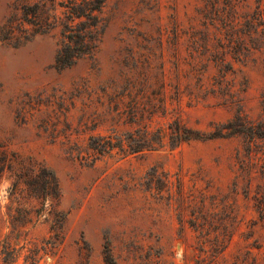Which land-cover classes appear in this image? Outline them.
Returning <instances> with one entry per match:
<instances>
[{
	"label": "rangeland",
	"instance_id": "1",
	"mask_svg": "<svg viewBox=\"0 0 264 264\" xmlns=\"http://www.w3.org/2000/svg\"><path fill=\"white\" fill-rule=\"evenodd\" d=\"M16 4L0 0V144L7 152L45 163L57 177L60 199L52 205L46 201L40 209L26 193L11 194V180L0 177V264L208 262L209 254L199 251L191 230L186 238L179 234L166 199L141 185L151 168L181 170L187 179L198 174V186L209 185L211 193L234 207L232 238L210 264H264V221L258 220L255 199L264 193L259 172L263 141L252 145L250 159L240 135L95 161L70 152L77 145L84 154L90 133L110 131L108 121L94 131L84 129L79 122L82 100L88 102L86 91L98 90L121 71L159 76L163 70L166 82L181 85L183 121L193 129L213 131L238 111L250 120H264V38L246 37L242 45L250 50L243 49L240 60L227 56L234 73L221 77L210 64L199 80L185 61L193 55L209 57L203 48L194 52L188 39L192 29L202 28L196 12L200 0H105L97 50L59 69L57 31L27 41L17 32L18 38H4L2 27ZM258 5L264 16V0H242L238 9L252 13ZM166 121L160 119V124ZM237 151L245 159L243 172ZM56 212L65 215L58 229L52 227Z\"/></svg>",
	"mask_w": 264,
	"mask_h": 264
},
{
	"label": "trees",
	"instance_id": "2",
	"mask_svg": "<svg viewBox=\"0 0 264 264\" xmlns=\"http://www.w3.org/2000/svg\"><path fill=\"white\" fill-rule=\"evenodd\" d=\"M241 1L200 0V5L196 7L202 28L192 29L188 39L196 47L194 52L203 48L205 53L209 52V57L204 59V55H193L192 61H184L198 74L199 80L210 64L221 77H225L228 72L234 73L232 61L227 56L232 60H240L242 50H250L242 45L246 37L249 40L264 38V16L259 5L252 13H240L238 7ZM104 2L17 0L15 11L2 27L4 38H18L17 32L23 41H27L37 34L57 31L60 46L55 66L59 69L72 66L80 57L97 50L102 34L100 12ZM161 72L158 76L150 75L147 71H121L98 90L86 91L88 102L82 100L79 122L84 129L94 131L99 122L108 121L110 131L105 134L90 133L84 145V154L77 145L71 147L70 152L75 157L86 160L91 157L95 161L107 155L123 156L165 145L174 148L192 140L240 135L244 139L246 157L250 159L251 147L256 140L264 143V120H250L240 111L231 119L216 124L213 131L202 132L187 126L181 113L183 89L180 84L166 82V75L163 70ZM77 96L79 98L81 92ZM165 118L166 124L161 125L160 119ZM236 159L239 170L243 172L245 159L240 158L239 151ZM260 159L259 172L264 180V157ZM3 175L11 180V194L26 193L28 201L32 199L41 204L40 209L46 201L52 205L60 199L57 177L45 163L30 156L7 152L0 144V177ZM187 176L181 170L170 173L151 168L143 176L141 185L148 191L154 190L156 197L166 199L175 212L179 234L186 238L187 231L191 230L199 251L209 254V260L204 264H210L225 250L232 238L234 207L225 203V198L211 193L209 185L198 186L201 180L198 174L191 173L188 179ZM255 199L258 220L264 221V193L255 196ZM31 210L25 211L29 213ZM54 215L52 227L58 229L65 215L61 212Z\"/></svg>",
	"mask_w": 264,
	"mask_h": 264
}]
</instances>
